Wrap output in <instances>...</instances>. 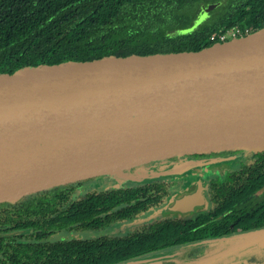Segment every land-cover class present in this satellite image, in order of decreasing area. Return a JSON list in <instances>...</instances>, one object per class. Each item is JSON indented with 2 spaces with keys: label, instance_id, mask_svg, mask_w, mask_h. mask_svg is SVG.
<instances>
[{
  "label": "water",
  "instance_id": "water-1",
  "mask_svg": "<svg viewBox=\"0 0 264 264\" xmlns=\"http://www.w3.org/2000/svg\"><path fill=\"white\" fill-rule=\"evenodd\" d=\"M237 150L264 151V28L202 49L0 73V202L176 155ZM196 189L177 202L191 204Z\"/></svg>",
  "mask_w": 264,
  "mask_h": 264
},
{
  "label": "trees",
  "instance_id": "trees-1",
  "mask_svg": "<svg viewBox=\"0 0 264 264\" xmlns=\"http://www.w3.org/2000/svg\"><path fill=\"white\" fill-rule=\"evenodd\" d=\"M212 4L217 5L197 23ZM233 25L243 28V36L264 28V0H0V73L112 54L202 49L219 42ZM250 153L254 157L242 165L239 187L212 193L216 209H240L220 206L264 189V151ZM82 182L0 202V264H121L195 244L208 232L201 229L194 236L196 225L162 222L118 239L53 240L62 230L100 229L113 220L139 217L151 206L122 213L119 204L129 189L94 191L73 200Z\"/></svg>",
  "mask_w": 264,
  "mask_h": 264
},
{
  "label": "flooded vegetation",
  "instance_id": "flooded-vegetation-1",
  "mask_svg": "<svg viewBox=\"0 0 264 264\" xmlns=\"http://www.w3.org/2000/svg\"><path fill=\"white\" fill-rule=\"evenodd\" d=\"M237 152L183 154L147 162L114 172L121 174L113 184L105 178L109 174L88 178L87 180L95 179L96 181H94L95 185H90L91 189L87 193L129 189V192L123 196L125 199L119 204L124 207L122 213L136 211L140 205L151 204V206L139 217L113 220L103 228L83 230L89 233L87 238L83 237V231H73L76 233L75 238L118 239L128 236L135 229L146 228L150 231L151 226L156 223L173 222L181 225H196L197 228L192 229L191 232L194 236L202 233L199 230L208 229L207 233L201 234L204 235L202 240L195 244L205 241L245 240L247 236L260 240L258 237H262V234H253V231L264 228V202L260 201L264 198V189H258L249 194L246 201L231 202L220 206L221 208L241 206L240 209L234 207L222 211L214 206L212 193L220 188H238L239 182L243 180L240 176L243 171L242 165L250 164L253 160L252 153L247 154L244 160L239 157L240 154H236ZM231 159L234 164L227 167L226 163ZM190 188H197L199 194H196L191 204H179L176 199L177 194L184 193ZM259 206L261 209H258ZM104 220L108 222V219ZM62 231L53 234L51 238L56 240L54 237ZM62 239L70 238L63 237ZM181 246L185 245L172 248Z\"/></svg>",
  "mask_w": 264,
  "mask_h": 264
},
{
  "label": "rangeland",
  "instance_id": "rangeland-1",
  "mask_svg": "<svg viewBox=\"0 0 264 264\" xmlns=\"http://www.w3.org/2000/svg\"><path fill=\"white\" fill-rule=\"evenodd\" d=\"M242 34L236 37L243 36ZM236 37H230L228 40ZM237 151L236 154H240L239 157L244 160L246 155L250 153L248 150ZM233 164V160L231 159L226 163V166L231 167ZM120 174H109L105 178L108 179L109 183L113 184L117 181ZM94 181L96 180H83L81 186H79V188H82L76 191L73 200L81 195H85L91 189L90 185H95ZM99 189L102 190V188ZM263 229L253 231V234H262V237H258L260 240H256L253 236H247L245 240L205 241L199 244L185 245L149 254L142 257L138 264H264V233H257ZM119 231L121 232V229ZM75 234L74 232L71 233L65 230L55 236L54 239H62L63 237L72 238L76 236ZM88 234L87 231H83L84 238L89 237ZM190 252L193 253L190 254Z\"/></svg>",
  "mask_w": 264,
  "mask_h": 264
},
{
  "label": "built area",
  "instance_id": "built-area-1",
  "mask_svg": "<svg viewBox=\"0 0 264 264\" xmlns=\"http://www.w3.org/2000/svg\"><path fill=\"white\" fill-rule=\"evenodd\" d=\"M246 31L248 29L246 28ZM243 32V28L238 25L231 26L228 30L222 32L220 34V41H226L230 37H236L237 35L241 34Z\"/></svg>",
  "mask_w": 264,
  "mask_h": 264
}]
</instances>
